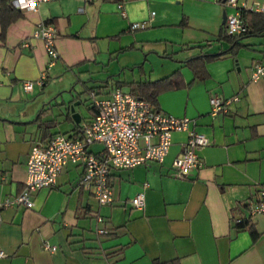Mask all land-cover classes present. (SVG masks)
Returning a JSON list of instances; mask_svg holds the SVG:
<instances>
[{
    "label": "crops",
    "instance_id": "0c3cea01",
    "mask_svg": "<svg viewBox=\"0 0 264 264\" xmlns=\"http://www.w3.org/2000/svg\"><path fill=\"white\" fill-rule=\"evenodd\" d=\"M262 4L238 0L254 11ZM14 6L20 15L4 35L0 19V249L6 252L0 264H264V212L251 214L249 207L264 188V77L252 79L253 64L264 58V34L241 37L239 46L221 38L225 12L234 10L224 0ZM136 21L143 25L132 27ZM40 23L58 31L56 58L44 38L33 34ZM219 51L224 53L205 59L204 77L186 61ZM177 69L181 84L161 90L158 107L190 118V129L208 136L209 143L197 149L201 167L178 174L174 160L189 131L175 130L162 162L112 171L111 203L101 204L81 186L83 166L69 162L54 186L34 193L33 207L1 204L24 189L34 143L59 132L76 136L93 118L90 95L83 101L75 94L81 83L89 80L85 86L108 94L119 83L131 88V81ZM136 70L139 78L114 79ZM44 71V85L24 88V81ZM212 95L237 98L227 112L213 113ZM102 147L95 142L90 149ZM141 191L146 203L138 208L131 199ZM245 219L258 237L240 226ZM100 227L107 231L99 233Z\"/></svg>",
    "mask_w": 264,
    "mask_h": 264
},
{
    "label": "built area",
    "instance_id": "2783aa9c",
    "mask_svg": "<svg viewBox=\"0 0 264 264\" xmlns=\"http://www.w3.org/2000/svg\"><path fill=\"white\" fill-rule=\"evenodd\" d=\"M49 0H13L17 6H27L37 10L41 2ZM234 7L227 13L225 26L229 34H243L249 29L248 20L242 14V7L238 0H224ZM121 6V4H120ZM264 12V4L259 7ZM143 23L136 21L132 27H140ZM34 36L44 38L48 53L58 56L55 40L57 29L46 23H40L33 32ZM264 77V58L257 60L252 67V79ZM47 73L42 72L37 80H26L23 86L32 90L35 83L44 85ZM91 105L95 113L76 136L65 133H56L47 142L33 144L27 162V179L24 189L14 196H7L2 205L24 204L34 206L33 195L46 186H54L58 176L69 162L83 166V173L79 184L90 188L101 204L111 203L114 200L110 180L114 169L132 168L150 160L162 162L172 145V135L175 130H188L189 136L184 143L183 150L175 157L174 166L178 174L188 175L192 169L201 167L203 159L198 153V147L209 143L204 132L190 129V118L178 117L163 111L150 99L144 98L115 86L107 94L97 88L90 89ZM233 98L212 95L210 102L212 112L228 111ZM99 142L103 147L99 150L90 149L91 144ZM147 185V183H146ZM131 202L138 208L146 203L144 191L132 197ZM251 214L264 212V188L256 201L249 202ZM103 221V216L98 215ZM99 233L107 229L100 227ZM46 248L56 249V246L45 244ZM6 252L0 249V256Z\"/></svg>",
    "mask_w": 264,
    "mask_h": 264
},
{
    "label": "trees",
    "instance_id": "16d2710c",
    "mask_svg": "<svg viewBox=\"0 0 264 264\" xmlns=\"http://www.w3.org/2000/svg\"><path fill=\"white\" fill-rule=\"evenodd\" d=\"M242 14L248 20L249 29L243 34L233 35L227 32L226 26L222 29L220 33V37L234 41V46L238 44L241 37L250 35V34H264V12L262 11H254L249 10L247 8L242 7ZM20 15V12L16 11V7L12 3V0H1L0 5V19L2 21V34L4 35L7 31L9 23L17 18ZM239 46V44H238ZM224 51H219L215 53H203L195 57H191L190 59L186 60L187 63L194 67L196 76H203L205 75V59L211 57H218ZM180 74V70L177 69L173 73L158 78L154 80L150 79H141V80H134L129 82L131 88L130 91L133 93L142 96L144 98L150 99L158 105V94L161 90L169 87L179 86L181 84V80L178 79ZM119 86L123 84L119 83ZM240 226H248L254 237H258L259 231L258 229L250 222L249 219L242 220ZM153 264H181L178 259H172L168 261H160L159 259H155Z\"/></svg>",
    "mask_w": 264,
    "mask_h": 264
},
{
    "label": "rangeland",
    "instance_id": "374dc122",
    "mask_svg": "<svg viewBox=\"0 0 264 264\" xmlns=\"http://www.w3.org/2000/svg\"><path fill=\"white\" fill-rule=\"evenodd\" d=\"M139 77H140V74L136 70L135 73H133L131 71V72H128L126 75H122L121 77L114 78V79L130 80V79L139 78ZM84 80H86V79H84ZM84 83H87V85H89L88 83H90V81L88 80L86 82L81 83L82 85L78 88V89H80V92H75L76 95H80L81 96V98L83 99V101H84V98L85 99L87 98V96L89 95L90 89L92 88V87L88 88L89 86L88 87H87V85L85 86ZM122 87L124 89H130V87H127L125 85H122ZM83 103H85V102H83Z\"/></svg>",
    "mask_w": 264,
    "mask_h": 264
},
{
    "label": "water",
    "instance_id": "95a60500",
    "mask_svg": "<svg viewBox=\"0 0 264 264\" xmlns=\"http://www.w3.org/2000/svg\"><path fill=\"white\" fill-rule=\"evenodd\" d=\"M226 17H227V12H225V18H224V19H225V21H226ZM72 109H74V108L72 107Z\"/></svg>",
    "mask_w": 264,
    "mask_h": 264
}]
</instances>
